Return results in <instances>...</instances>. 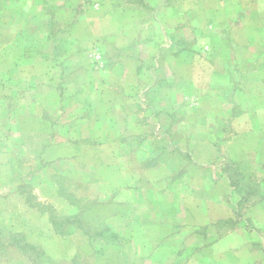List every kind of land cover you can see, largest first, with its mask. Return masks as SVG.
<instances>
[{
  "label": "rangeland",
  "instance_id": "1",
  "mask_svg": "<svg viewBox=\"0 0 264 264\" xmlns=\"http://www.w3.org/2000/svg\"><path fill=\"white\" fill-rule=\"evenodd\" d=\"M0 264H264V0H0Z\"/></svg>",
  "mask_w": 264,
  "mask_h": 264
}]
</instances>
